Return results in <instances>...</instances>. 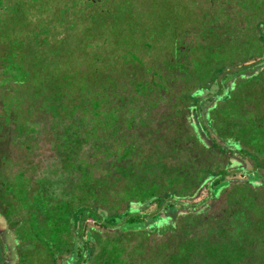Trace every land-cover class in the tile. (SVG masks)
Masks as SVG:
<instances>
[{"label":"trees","instance_id":"16d2710c","mask_svg":"<svg viewBox=\"0 0 264 264\" xmlns=\"http://www.w3.org/2000/svg\"><path fill=\"white\" fill-rule=\"evenodd\" d=\"M132 1L126 0L119 9L127 16L116 17L103 7L104 12L96 14V23L88 26L89 30L109 27L107 32L114 38L127 31L139 33L150 50L153 38L149 36L157 31L164 33L169 39L163 47L168 55L163 66L168 78L171 82L178 78L190 86L193 61L183 54L194 50L181 45L185 41L180 37L190 30L188 23L195 18L196 30L207 42L198 46L199 53H193L194 61L200 69L209 71V78L184 90L178 99L174 96L170 101L173 106L186 104L184 113H175L166 107L169 94L165 87L156 88L157 77L163 75L159 70L153 71L151 80L134 81L127 74L123 82V71L117 73V80L104 77L99 68L82 76L74 70L75 54H66V62L61 59V47H53L60 54L50 49L45 55L35 47L31 55L27 53L24 61L43 75L37 80L42 91L52 97L55 109L68 93L73 96L63 106L64 112L72 119L76 113L79 116L75 122L70 120L72 124L62 123L55 158L41 169L43 174H27L24 170L11 181L0 171V216L11 237L10 244L6 241L8 250L2 248L3 254L0 252V262L134 264L123 238L115 236L106 243L102 239L103 232H124L145 239L154 234L164 237L162 264H264V13L259 14L253 32L247 27L253 12L264 11V3L227 1L241 7L242 12L232 15L233 24L230 19L221 20L225 9L218 0H209L213 21L206 14L197 15L195 0H149L146 15L151 23L141 28L144 15L134 12ZM19 10L15 8L18 23L25 25L28 14ZM14 46L10 48L16 52L19 44ZM223 53H229L225 64L216 59ZM127 55L131 58L126 56V63H134V69H145L138 55ZM13 58L11 54L4 59V72L16 68ZM48 65L50 71L45 70ZM217 77L220 91L215 96L207 95ZM98 82L108 83L110 89L103 87L99 93ZM126 83L131 91L125 93ZM75 91L76 95L72 94ZM137 91L142 92L140 100L134 97ZM186 124L192 130L191 142L230 157L226 166L198 168L193 182L187 177L193 166L190 160L183 173L166 165L167 153L162 149H177L178 134ZM83 129L88 136L95 133L94 129L100 130V135L89 140ZM119 136L130 138L122 154L107 153V146ZM162 136L164 144L159 143ZM93 146L103 150L102 159L90 154ZM141 147L147 150L142 157ZM101 163L106 164L103 176L93 175L91 167ZM179 180L183 185L177 188ZM117 187L124 188L123 211L109 204L108 196ZM174 240L175 250L167 253Z\"/></svg>","mask_w":264,"mask_h":264},{"label":"rangeland","instance_id":"374dc122","mask_svg":"<svg viewBox=\"0 0 264 264\" xmlns=\"http://www.w3.org/2000/svg\"><path fill=\"white\" fill-rule=\"evenodd\" d=\"M125 1L126 0H101V2H95L93 4L87 0H0V54H3L2 59L0 58V171L1 174L7 177V180L12 181L18 172L24 170L27 174L34 175L39 172L40 175L43 174L41 169L46 168L55 158L54 147L55 144L60 141L59 131L62 123L68 122V124H72V121L75 122L76 116H79V113H76L73 115L75 119H72L70 116L71 114L64 112L66 109L63 106L73 95L67 93L63 104L55 109L53 101H51L52 97H48L45 91H42V86L37 78H41L43 75L34 72L25 58L28 57L27 53L31 55L34 47L37 51L45 55L46 53L49 54L48 50L53 49L54 46L61 47L63 50L62 53L64 54L61 56V59L66 62H68L66 60L68 59L66 54H75L77 58L73 59L75 60L73 64L75 63L77 68H74V70L79 71L82 76L84 74L89 75V72L92 73L94 68H99L100 71L104 72V77L110 76L111 78L113 76V78L117 80V73L123 71V82H125L124 80L127 74H130L132 76L130 78L134 81H137V79L144 81L151 80L153 71L159 70L163 75L162 77H157L156 81L158 85L156 88L161 89L165 87L164 91H167L169 94V102L167 103L168 105L166 104V107H169L170 111H176L175 113L179 110L181 113H184L186 104L183 103L173 106L170 101L173 98L175 100V97L178 99L184 90L193 89V87L197 86L196 84H198V82L202 80L205 81L209 78V71L200 69V66L194 61L195 56L193 53H199L196 52L198 46L207 42L202 39L201 35H199V31L196 30L197 28L193 23L195 16L193 17L194 19H190L191 21L188 23L190 30L180 37L181 41H185L181 43V45L186 47L190 46L192 52L194 50L193 53L186 52L183 54V57L187 55V59L193 61L190 65L192 74L190 86L187 85V83L180 82L178 78L177 81L174 82H171L168 78V74L164 68V63L168 59V55L167 51L163 52V47L167 45L169 39L164 33L161 34V32L157 31L154 33L155 36H149V38H153L151 39L153 46L150 50L143 45V38L145 37L139 33L134 34L129 31L123 34L116 33L117 35L114 38L115 35H113L112 32H107L110 29L109 27L96 29L95 31L89 30L88 26L96 23L93 22L97 17L96 14H102L104 12V9H102L103 7H108L113 14H116V17L117 14L118 17L123 15L119 9L125 6ZM218 1L220 5L223 3V8L225 9L223 14H221V20L227 22L228 19H230L229 21L234 24L235 18L232 19V15L236 16V14H239L241 7L236 5V3H227L229 0ZM132 2L131 6L134 8V12H139L141 15H144L140 22L141 28L145 24L151 23L146 15L149 0H133ZM240 2L245 3L243 0ZM260 2L264 3V0H260ZM193 6L197 15L206 14L208 19L213 21L214 15L209 10V8H211L209 0H195ZM15 8L27 12L28 15L25 17L27 23L25 25L18 23L19 21L16 17ZM253 13L247 25L251 32L254 30V25L257 22L259 14H263L264 11ZM20 14H18V16H21ZM109 19L110 18H108V25L111 24ZM16 44H19V47L16 52H14L10 47ZM74 49L76 50L75 52H73ZM53 50L56 51H53L54 54L61 53L60 51L57 52V49ZM128 52L138 55L144 62L143 66H146L145 69H142V67L141 69H134L136 67L134 63H126L125 58H131V55H127ZM229 53H223V55L217 56L216 59L222 64H225ZM11 54L15 57L13 60L17 63L16 68L12 71L6 69L4 72V59ZM206 54L207 53H205V55L202 54L201 56L205 57ZM214 56H216V54H214ZM24 59L26 60L24 61ZM92 65H96V67ZM47 68L48 69L45 70L50 71L49 65ZM141 74L144 75L141 76ZM37 75H39V77H37ZM219 79L220 78L217 77L211 91L208 92L207 95L215 96L220 91L221 83ZM100 82H98L96 88L99 93L103 91L104 88L110 89L108 83L105 86V83L101 84ZM37 87L40 88L39 91L36 89ZM125 89V93L131 91L129 84L126 83ZM76 93L77 91L72 94L76 95ZM134 94L136 100H140L142 92L137 91L134 92ZM71 119L72 121H70ZM93 122L97 125L99 124L96 118L93 119ZM59 123L61 124L59 125ZM184 127L185 128L182 129L183 133L181 131L182 134H178L181 138L177 149L173 151L172 147H169V149L165 147L162 148L163 151L167 153L165 154L167 156L164 162H166L168 167L178 168L184 173V167L190 160L193 166L190 165L191 167L188 169L189 174H187V177H190L189 180L193 182L195 178L194 175L197 173L198 168H205V166L219 168L229 163V155L222 154L217 150H204L202 146H199L195 142H191L194 141V139L190 138L192 130L187 124ZM93 132L95 133H91L88 136L84 131L83 135L89 140L99 137L98 134L100 135V130L97 132L96 129H94ZM164 132L165 131L162 130V133ZM129 140L130 138L128 137L124 138L123 136H119L115 139V142L112 141V146H107L106 152L109 154H122L123 147L126 146ZM165 141L166 139L162 136L159 143L164 144ZM160 146L163 145L160 144ZM141 149L143 150L140 152V156L142 157L145 156L144 154H146L147 150L145 147H141ZM84 150H87V147H85ZM100 150L101 151L93 146L92 149H90V154H92L93 157L102 159L104 152L101 148ZM139 159L140 158H137V160ZM135 163H137L136 160ZM105 166L106 164L104 163L98 166L94 165L91 167V173L95 176H103ZM160 171L161 170L158 172ZM158 172L157 175H159ZM261 172L264 177V166ZM164 181H166V179ZM124 184L125 182L120 183V188L121 185ZM176 185H178L176 186L177 188H180L183 183L179 180L176 182ZM123 187L121 190L117 187L115 192L108 196L109 204L111 206L115 205V207L117 205L116 208L120 211H123L126 207L125 201L122 200V196H124ZM260 189L263 190V188ZM8 232L9 230L6 226V222L0 216L1 253L2 248L8 250L7 242L9 244L11 242V237H8L6 234ZM115 236L123 238V241L125 240L124 243L132 252L129 257L134 264L165 263L162 261L163 257L161 256L163 251L160 250V248L164 246V237H158L154 234L149 239H145L142 238L143 236L140 234L126 235L124 232L102 233V239L105 243L109 238L113 240ZM176 244L177 241L174 240L170 245L171 248H167V253L175 250ZM0 264H5V262H0Z\"/></svg>","mask_w":264,"mask_h":264}]
</instances>
